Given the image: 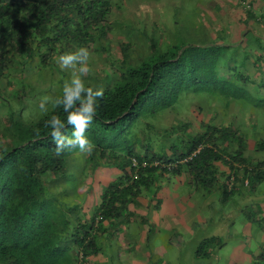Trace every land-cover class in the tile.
I'll list each match as a JSON object with an SVG mask.
<instances>
[{"label": "trees", "instance_id": "1", "mask_svg": "<svg viewBox=\"0 0 264 264\" xmlns=\"http://www.w3.org/2000/svg\"><path fill=\"white\" fill-rule=\"evenodd\" d=\"M261 3L256 0L257 8ZM234 7L243 10V21L264 23L244 1ZM121 12L112 0H0V264L121 263L119 253L126 258L135 244L124 232L135 218L147 224L143 244L149 240L150 203L143 207L138 197H154L170 174L177 180L183 173L193 174L202 184L200 199L217 193L209 207L232 200L240 187L249 193L264 183V159L248 154L263 151L264 139L251 147L231 126L202 122L191 133L188 121L167 126L154 121L189 92L229 88L232 83L215 67L217 51L229 45L168 42L162 49L150 40L146 58L137 63L120 20L111 19ZM81 47H90L111 69L103 71L99 82L82 80L86 88L103 89L84 132L94 148L90 155L78 147L56 155L45 122L59 117L65 124L61 133L71 138L75 126L67 124L68 113H82L87 93L82 91L65 110L62 88L46 113L24 121L17 91L6 92L4 86L29 63L44 66L54 58L50 72H55L60 55ZM70 80L68 87H73ZM3 94L13 98L15 108ZM159 204L155 199L153 208ZM138 208L145 212L137 213ZM170 240L164 239L168 245ZM217 242L203 239L196 254ZM151 256L146 264H160L159 255Z\"/></svg>", "mask_w": 264, "mask_h": 264}, {"label": "rangeland", "instance_id": "2", "mask_svg": "<svg viewBox=\"0 0 264 264\" xmlns=\"http://www.w3.org/2000/svg\"><path fill=\"white\" fill-rule=\"evenodd\" d=\"M112 1L118 3L122 12L112 16L111 19L120 20L119 28H121L123 36L131 44H134L131 52L134 53L137 63L146 58L147 45H149L150 40L157 41V46L162 49L166 47L168 42L183 45H229L225 50L217 51L215 67L216 72L233 85L230 84L225 92L219 87L218 89L189 92L173 109L158 114L154 120L156 124L167 126L175 121H188L190 125L188 132L191 133L198 130L199 124L202 122H209L212 125H227L233 127L238 134H241L245 143L251 147L255 142L264 139V58L261 57L264 56V48H262L264 41L255 38V36H258L264 40V34L259 29L260 24H253L252 20H248L249 22L243 21L241 14L243 10L234 7L237 1H244L250 5L252 10L255 9L253 12L256 15L259 13L264 17V0H257V5L263 3L258 8L255 5L256 0ZM131 22H133V25L130 24ZM161 48L160 50H162ZM86 49L90 54L88 67L91 71L87 75H82L81 79L89 83H94L95 80L99 82L104 75L103 71L111 73L110 66L102 56L92 52L90 47ZM53 59L47 60L44 66L42 63H39V65L38 63H29L21 73H15L9 85L4 86L6 92L14 89L17 91V96L20 97L22 102L19 116L24 121L36 120L46 113L52 107L54 96L63 88L66 80L72 78L73 69L62 68L58 60L55 72H50V70L53 71ZM78 67L79 65H77ZM62 73L65 76H62ZM74 74L79 75V72L76 71ZM61 77L63 80L66 77V80L62 83L60 82ZM3 96L9 100V105L15 108L13 98H8L5 94ZM45 98L47 99L45 100ZM41 103L42 110L40 108ZM2 111L0 116L3 114ZM248 154L253 159H264V150H255L254 152H248ZM172 176V174L168 175V179H171ZM181 177V181L177 185H183V187L179 189V202L176 204V209L184 199L202 202L197 198L202 184L194 180L195 176L193 174L183 173ZM220 179L222 180V178ZM141 195L147 198L151 197L149 193H142ZM217 197L218 195L215 192L207 195L209 201H217ZM208 200H205L204 203H207ZM225 201L228 203H216L213 208L222 207L226 213L235 208L229 199ZM188 205L190 208L192 204L188 203ZM185 210H175L173 222L178 223L179 226L174 224L171 230L167 229L171 218H168L166 214L163 215V218L159 215V218L152 220L153 223L149 225L151 228L148 233L147 246L140 244L139 251L142 256L147 258L153 253L152 256L156 257L157 254L160 256L159 259H162L160 264L213 263L205 257L197 255L196 251L200 242L204 238H208L206 237V230L224 232V229L218 227L217 224L214 228H209L206 224L209 219L207 218V222L196 224L197 227L202 228L201 230H196L194 224L192 226L194 230H190L184 226V223L190 222L192 219L197 220V217H194L190 210L183 215L182 212ZM210 211L218 214L211 209ZM200 212L202 218H204L202 208H200ZM210 218L215 217H212L211 214ZM223 218H231V216L225 215ZM243 218L242 214L232 217L231 220L234 219L233 228H230L232 232L239 234L244 225ZM137 222L139 223L137 224ZM142 223V220L135 218V221L128 225V230L124 231L125 235L127 233L130 236L131 241L135 240L134 243L140 235L145 237L147 224L142 225ZM140 227L143 231H139ZM115 235H118V233L115 232ZM120 235H123V232ZM220 236L219 238H221ZM121 238L120 236L119 239ZM166 238L175 239L174 244L171 242L168 245L164 241ZM222 239L226 242L227 253H229L233 245L231 241L234 239L232 237ZM204 250L207 251L208 248ZM219 251L220 255L225 253V250ZM133 253V250H131L126 258H123L124 254L119 253L121 263L116 260L117 264H134L132 260Z\"/></svg>", "mask_w": 264, "mask_h": 264}, {"label": "crops", "instance_id": "3", "mask_svg": "<svg viewBox=\"0 0 264 264\" xmlns=\"http://www.w3.org/2000/svg\"><path fill=\"white\" fill-rule=\"evenodd\" d=\"M249 22V21H248ZM254 24V23H253ZM263 26V28H262ZM259 29L264 34V23L259 26ZM220 167V166H219ZM222 169V167H220ZM113 171V170H112ZM107 172L108 174H113V172ZM115 172V171H114ZM111 174V175H112ZM105 175L102 174V177ZM175 177H171V179H167L166 182H163L161 187L157 190L154 197H143L139 196L138 201L139 203L144 207L146 204L150 206V209H148L147 212V218L146 223H153L152 220H156L159 218V215L161 218H163V215H167L168 218H171L169 220V223L167 225V229L171 230L176 224L178 223L173 222V218H175V210L182 211L183 209H186L182 212L183 215H185L187 212L192 213L194 217H197V220L192 219L190 222L184 223V226L189 228L190 230L193 229V224L195 225L196 230H201L202 228H199L196 226V224H203L207 222L208 219V227L214 228L217 224L218 227L224 229V232L221 231H214L210 232V230H206V237H213L216 238L217 241L219 240V243L217 242L215 245H211L212 243H215L216 241L212 242L210 245H208L205 248H208V250H202L201 256L205 257V259L213 262L212 264H264V189H263V182L258 184L251 192L247 193V189L244 187H240V192L234 195V197L229 199L231 201L235 208L232 209L230 212L226 213L222 207L213 208V205H215L217 202L212 204L210 207V201L207 197L201 198L198 196L197 198L202 200V202L190 201V199H184L181 201V203L178 204V209H176V204L179 202V189L182 186H178L177 184L181 181L180 179H174ZM175 181V182H174ZM177 185V187H176ZM188 196V195H186ZM155 199L160 200V204L158 205V209L153 208L155 206ZM205 200H208L207 203H204ZM225 203H228L227 201H224ZM188 203L192 204L189 208ZM195 203V204H194ZM175 206V208H174ZM200 208L203 209L204 218H202V214L200 212ZM188 209V210H187ZM210 209L213 212H216L218 214H214L210 211ZM155 211V212H154ZM144 213L141 210H137V213ZM212 214V217L210 218ZM242 214L244 216V225L242 226V229H240L239 234L237 232H232L230 228H233V220L236 215ZM181 215V214H180ZM229 215L231 218H223V216ZM139 222H137L138 224ZM143 225V224H142ZM141 225V226H142ZM139 231H143V229H139ZM222 235V236H220ZM219 236L221 238H219ZM233 238L234 240L231 241L233 244L230 248L229 253H227V244L222 238L230 239ZM205 239V238H204ZM172 240V241H171ZM171 242L174 244L175 239L171 238ZM143 237L140 235L138 239L136 240L134 246H133V261L134 264H146L145 257L140 254V244H143ZM213 246V247H212ZM220 248V249H219ZM219 250H225V253L223 255L219 254ZM256 260V262H255ZM259 260V261H258ZM255 262V263H254Z\"/></svg>", "mask_w": 264, "mask_h": 264}, {"label": "clouds", "instance_id": "4", "mask_svg": "<svg viewBox=\"0 0 264 264\" xmlns=\"http://www.w3.org/2000/svg\"><path fill=\"white\" fill-rule=\"evenodd\" d=\"M89 55L88 50L81 47L76 52L66 53L58 57V63L62 68L73 69L72 78L70 80L73 87H68L69 81H66L62 90L65 97L64 109L67 110L73 107V101L79 99L82 91L87 93L88 104L84 107L81 114H76L74 112L68 113L67 124L75 126L72 133V137H75V140L61 133V129L65 128V124L61 122L59 117L52 116L50 122L49 120L45 122V126L51 128V136L56 143V155H60L65 148L73 147H78L81 152L90 155L94 148V145L85 138L84 132L88 125L92 123L95 115L93 101L98 97H103V89L101 88L94 91L91 87L86 88L81 79L82 75H87L91 71L88 67ZM77 65H79L78 68ZM76 71L79 72V75L74 74ZM46 99L47 98H45V100ZM40 108L42 110V103L40 104Z\"/></svg>", "mask_w": 264, "mask_h": 264}, {"label": "water", "instance_id": "5", "mask_svg": "<svg viewBox=\"0 0 264 264\" xmlns=\"http://www.w3.org/2000/svg\"><path fill=\"white\" fill-rule=\"evenodd\" d=\"M179 53V52H178ZM178 55V54H177Z\"/></svg>", "mask_w": 264, "mask_h": 264}]
</instances>
